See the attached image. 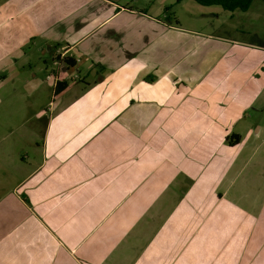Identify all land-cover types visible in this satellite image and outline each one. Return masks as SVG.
<instances>
[{
  "label": "crops",
  "instance_id": "0c3cea01",
  "mask_svg": "<svg viewBox=\"0 0 264 264\" xmlns=\"http://www.w3.org/2000/svg\"><path fill=\"white\" fill-rule=\"evenodd\" d=\"M173 1L0 0V264H264V43Z\"/></svg>",
  "mask_w": 264,
  "mask_h": 264
},
{
  "label": "rangeland",
  "instance_id": "374dc122",
  "mask_svg": "<svg viewBox=\"0 0 264 264\" xmlns=\"http://www.w3.org/2000/svg\"><path fill=\"white\" fill-rule=\"evenodd\" d=\"M172 4L169 16L173 22L177 19L180 25L201 35L264 43V0H254L245 11H228L219 5H202L195 0H174Z\"/></svg>",
  "mask_w": 264,
  "mask_h": 264
},
{
  "label": "trees",
  "instance_id": "16d2710c",
  "mask_svg": "<svg viewBox=\"0 0 264 264\" xmlns=\"http://www.w3.org/2000/svg\"><path fill=\"white\" fill-rule=\"evenodd\" d=\"M183 0H177L181 2ZM197 3L202 5H220L225 10L235 11V10H248L254 0H195ZM73 61H70V63ZM66 83L58 82L56 86V92L59 93L63 91L66 87Z\"/></svg>",
  "mask_w": 264,
  "mask_h": 264
}]
</instances>
